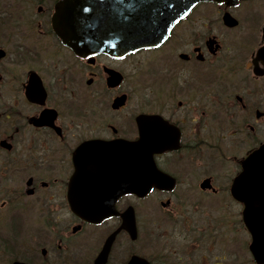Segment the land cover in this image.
Here are the masks:
<instances>
[{
    "label": "flooded vegetation",
    "instance_id": "flooded-vegetation-1",
    "mask_svg": "<svg viewBox=\"0 0 264 264\" xmlns=\"http://www.w3.org/2000/svg\"><path fill=\"white\" fill-rule=\"evenodd\" d=\"M58 1L0 0V264H257L264 0L198 3L122 57L75 54Z\"/></svg>",
    "mask_w": 264,
    "mask_h": 264
},
{
    "label": "water",
    "instance_id": "water-1",
    "mask_svg": "<svg viewBox=\"0 0 264 264\" xmlns=\"http://www.w3.org/2000/svg\"><path fill=\"white\" fill-rule=\"evenodd\" d=\"M199 1L202 0H70L75 10L65 15L62 14L65 7L57 6L54 27L63 40L70 35L73 45L87 52L100 44L106 46L108 39L116 46L124 42L125 49L152 46L160 43L172 25ZM259 150L253 158L264 147ZM251 215L248 212L245 219L253 238L250 248L255 261L261 263L264 246L255 229L258 223L251 220Z\"/></svg>",
    "mask_w": 264,
    "mask_h": 264
},
{
    "label": "bare ground",
    "instance_id": "bare-ground-1",
    "mask_svg": "<svg viewBox=\"0 0 264 264\" xmlns=\"http://www.w3.org/2000/svg\"><path fill=\"white\" fill-rule=\"evenodd\" d=\"M23 5V4H22ZM22 5H20V6H22ZM15 8H17V6L15 7ZM22 8V10H24L25 8H27L26 6H22L21 7ZM23 13V12H22Z\"/></svg>",
    "mask_w": 264,
    "mask_h": 264
},
{
    "label": "rangeland",
    "instance_id": "rangeland-1",
    "mask_svg": "<svg viewBox=\"0 0 264 264\" xmlns=\"http://www.w3.org/2000/svg\"><path fill=\"white\" fill-rule=\"evenodd\" d=\"M217 225H218V224H217ZM231 225H232V227H233V225H235V224L232 223Z\"/></svg>",
    "mask_w": 264,
    "mask_h": 264
}]
</instances>
